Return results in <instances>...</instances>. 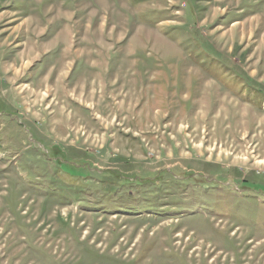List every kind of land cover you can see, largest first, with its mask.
<instances>
[{
	"label": "rangeland",
	"instance_id": "rangeland-1",
	"mask_svg": "<svg viewBox=\"0 0 264 264\" xmlns=\"http://www.w3.org/2000/svg\"><path fill=\"white\" fill-rule=\"evenodd\" d=\"M0 264H264V0H0Z\"/></svg>",
	"mask_w": 264,
	"mask_h": 264
}]
</instances>
